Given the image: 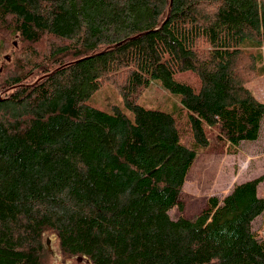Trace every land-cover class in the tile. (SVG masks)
I'll return each instance as SVG.
<instances>
[{"label":"trees","instance_id":"16d2710c","mask_svg":"<svg viewBox=\"0 0 264 264\" xmlns=\"http://www.w3.org/2000/svg\"><path fill=\"white\" fill-rule=\"evenodd\" d=\"M263 53L264 0H0V264H264L263 175L169 214L210 133L259 136ZM153 79L183 119L137 103Z\"/></svg>","mask_w":264,"mask_h":264},{"label":"rangeland","instance_id":"374dc122","mask_svg":"<svg viewBox=\"0 0 264 264\" xmlns=\"http://www.w3.org/2000/svg\"><path fill=\"white\" fill-rule=\"evenodd\" d=\"M257 75L246 82L251 93L264 102V53L258 62ZM88 102L101 109H110L116 105L130 114L123 103L122 96L116 87L104 82L88 98ZM137 103L150 109L171 112L183 119L187 113L180 102V93L163 86L160 79H153L142 89ZM131 115V114H130ZM259 136L253 140H244L237 145L220 140L215 133L209 134L208 145L196 153V157L188 166L185 182L180 192L182 209L173 207L169 210L172 218L185 216L193 218L206 205L210 196L222 197L228 193L235 182L263 175L257 186V194L264 197V117L261 120ZM252 227L264 232V212L252 222ZM49 248L53 246V237L48 236ZM54 254L51 264H68Z\"/></svg>","mask_w":264,"mask_h":264},{"label":"water","instance_id":"95a60500","mask_svg":"<svg viewBox=\"0 0 264 264\" xmlns=\"http://www.w3.org/2000/svg\"><path fill=\"white\" fill-rule=\"evenodd\" d=\"M13 42H14V41H13ZM14 43H15V42H14ZM8 58H9V56L5 55V57H4V59L2 60V62H4L5 59H8ZM46 242H47V244H48L49 240L46 239Z\"/></svg>","mask_w":264,"mask_h":264}]
</instances>
